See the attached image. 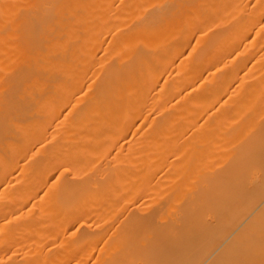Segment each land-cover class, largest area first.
Returning <instances> with one entry per match:
<instances>
[{
	"label": "bare ground",
	"instance_id": "1",
	"mask_svg": "<svg viewBox=\"0 0 264 264\" xmlns=\"http://www.w3.org/2000/svg\"><path fill=\"white\" fill-rule=\"evenodd\" d=\"M0 264H264V0H0Z\"/></svg>",
	"mask_w": 264,
	"mask_h": 264
}]
</instances>
